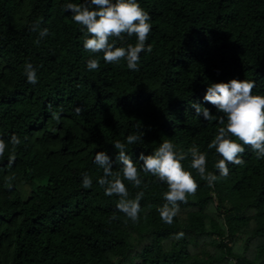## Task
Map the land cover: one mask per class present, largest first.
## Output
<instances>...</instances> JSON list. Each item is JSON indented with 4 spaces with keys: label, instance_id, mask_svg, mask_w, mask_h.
Instances as JSON below:
<instances>
[{
    "label": "trees",
    "instance_id": "1",
    "mask_svg": "<svg viewBox=\"0 0 264 264\" xmlns=\"http://www.w3.org/2000/svg\"><path fill=\"white\" fill-rule=\"evenodd\" d=\"M85 2L0 0V138L8 144L0 158V264H264V159L250 147L244 164H229L213 186L190 156L182 161L199 188L171 225L157 211L165 183L143 171L140 188L124 181L129 198L144 191L133 222L118 211V196L104 194L103 169L93 162L104 151L120 172L113 144L142 133L127 146L138 168L141 152L168 139L177 151L196 145L219 177L220 157L207 145L220 125L196 117L192 105L222 115L203 97L211 83L231 79L253 80V95H264V0H137L152 24V51L140 54L138 71L84 49L86 30L64 5ZM37 21L49 35L32 31ZM110 42L126 47L136 38ZM89 59L100 68L89 71ZM26 62L36 84L27 82ZM12 134L21 143L9 167Z\"/></svg>",
    "mask_w": 264,
    "mask_h": 264
},
{
    "label": "clouds",
    "instance_id": "2",
    "mask_svg": "<svg viewBox=\"0 0 264 264\" xmlns=\"http://www.w3.org/2000/svg\"><path fill=\"white\" fill-rule=\"evenodd\" d=\"M64 9L71 12L73 22L86 30L84 49L93 53H103L102 58L105 64H119L121 60H124L129 70L138 71L140 54L152 51L151 45L146 43L152 31L151 17L137 0H86L82 4L67 3ZM31 29L38 31L40 38L49 35L47 28L40 29L39 21L35 22ZM125 36H135V44H127L125 47L116 46L114 42H110L113 38L123 41ZM36 43L39 44L40 40ZM86 67L89 71H96L100 68V62L98 59H89ZM24 71L27 82L36 84L38 78L31 63H25ZM254 88L255 81L245 79L211 83L203 99L213 105L222 114L220 116H214L208 108L200 104L192 105L196 117L202 116L205 121L215 119L220 125L214 138L207 145L208 149H214L220 157L214 164L219 177L207 171V154L201 152L196 145L186 152L177 151L176 146L168 139L162 140L152 154L145 155L141 152L138 159L143 163L142 168H138L127 154V146L141 142L142 133L129 134L126 137V143L118 140L113 144V147L118 150L116 160L121 164L120 172L112 171V160L104 151L95 153L93 162L103 169V176L98 179V183L104 188V194L118 196L116 205L118 211L131 221L137 222L140 218L139 202L144 197V191H139L134 198H129V191L124 181L140 188L143 183L140 172L151 174L167 185V191L163 194L166 203L157 211L161 220L171 225L180 211V204H186L188 198L195 196L199 188L192 173L185 170L182 163L189 156L191 157L190 167L195 169L209 186H213L219 178L229 175V164H244L241 157L246 146L253 150L258 160L264 159V95H253ZM81 111V108H75L78 115ZM52 115L54 119H60L57 113ZM9 143L13 148L8 156L10 167L16 159L14 149L20 145L21 140L17 135L12 134ZM7 148L8 144L0 138V158L4 157ZM11 179L9 177V181ZM82 186L85 189L92 186V178L87 172L83 173ZM8 187H11V183ZM144 187L146 188L147 184ZM112 219L117 217L113 216ZM183 237L184 232L181 231L175 234L174 239L179 240Z\"/></svg>",
    "mask_w": 264,
    "mask_h": 264
}]
</instances>
